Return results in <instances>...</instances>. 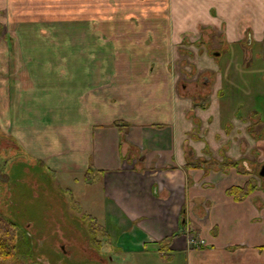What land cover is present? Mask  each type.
Listing matches in <instances>:
<instances>
[{"label": "crops", "instance_id": "1", "mask_svg": "<svg viewBox=\"0 0 264 264\" xmlns=\"http://www.w3.org/2000/svg\"><path fill=\"white\" fill-rule=\"evenodd\" d=\"M0 64L12 149L94 175L118 249L264 264V0H0Z\"/></svg>", "mask_w": 264, "mask_h": 264}, {"label": "rangeland", "instance_id": "2", "mask_svg": "<svg viewBox=\"0 0 264 264\" xmlns=\"http://www.w3.org/2000/svg\"><path fill=\"white\" fill-rule=\"evenodd\" d=\"M1 41L11 45L7 35ZM3 87L7 94L9 85ZM9 128L0 115V212L28 233L31 248L4 264H186L180 257L158 262L152 250L144 256L118 249L122 229L106 213L102 183L92 174L86 183L79 173L59 172L55 180L30 155L12 149Z\"/></svg>", "mask_w": 264, "mask_h": 264}, {"label": "trees", "instance_id": "3", "mask_svg": "<svg viewBox=\"0 0 264 264\" xmlns=\"http://www.w3.org/2000/svg\"><path fill=\"white\" fill-rule=\"evenodd\" d=\"M253 191L251 185H246L244 188H232L228 194L236 201H242L247 198ZM30 237L27 232L23 231L21 227L9 219L6 215L0 212V264H4L16 258L20 252H28L31 248ZM94 243L97 239L92 236ZM99 242H96L98 246Z\"/></svg>", "mask_w": 264, "mask_h": 264}, {"label": "water", "instance_id": "4", "mask_svg": "<svg viewBox=\"0 0 264 264\" xmlns=\"http://www.w3.org/2000/svg\"><path fill=\"white\" fill-rule=\"evenodd\" d=\"M261 176H264V169H263V171L261 172Z\"/></svg>", "mask_w": 264, "mask_h": 264}]
</instances>
